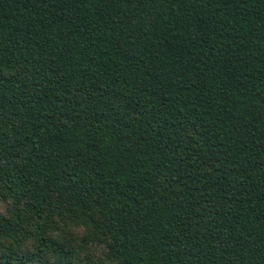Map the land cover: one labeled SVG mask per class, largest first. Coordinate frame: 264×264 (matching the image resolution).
<instances>
[{
	"label": "trees",
	"instance_id": "16d2710c",
	"mask_svg": "<svg viewBox=\"0 0 264 264\" xmlns=\"http://www.w3.org/2000/svg\"><path fill=\"white\" fill-rule=\"evenodd\" d=\"M0 198V264H264V0H0Z\"/></svg>",
	"mask_w": 264,
	"mask_h": 264
},
{
	"label": "rangeland",
	"instance_id": "374dc122",
	"mask_svg": "<svg viewBox=\"0 0 264 264\" xmlns=\"http://www.w3.org/2000/svg\"><path fill=\"white\" fill-rule=\"evenodd\" d=\"M0 212L11 215L12 214V203L10 200H3L0 198ZM60 224L66 225V220L60 221ZM69 232H61L59 233L60 237L64 236L65 240L71 239L74 244L76 243V248L78 251V256L82 259H86L89 263L92 264H109L106 259V246L104 242H97L95 239H91L93 234L84 226H69L67 228ZM59 237V238H60ZM89 237V238H87Z\"/></svg>",
	"mask_w": 264,
	"mask_h": 264
}]
</instances>
